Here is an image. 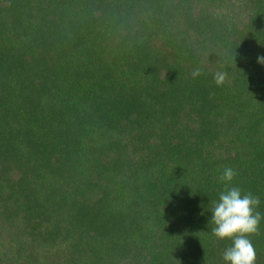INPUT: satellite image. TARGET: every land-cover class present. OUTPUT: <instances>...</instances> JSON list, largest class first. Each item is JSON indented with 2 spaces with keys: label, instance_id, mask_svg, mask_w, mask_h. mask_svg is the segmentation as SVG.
Returning a JSON list of instances; mask_svg holds the SVG:
<instances>
[{
  "label": "trees",
  "instance_id": "obj_1",
  "mask_svg": "<svg viewBox=\"0 0 264 264\" xmlns=\"http://www.w3.org/2000/svg\"><path fill=\"white\" fill-rule=\"evenodd\" d=\"M259 56L264 0H0V264H230L219 193L264 217Z\"/></svg>",
  "mask_w": 264,
  "mask_h": 264
},
{
  "label": "clouds",
  "instance_id": "obj_2",
  "mask_svg": "<svg viewBox=\"0 0 264 264\" xmlns=\"http://www.w3.org/2000/svg\"><path fill=\"white\" fill-rule=\"evenodd\" d=\"M258 62L264 64V56L258 57ZM192 77L202 75V69L197 67L191 73ZM227 78V72L217 70L214 82L222 85ZM237 175L231 167H226L220 176L221 181L231 182ZM260 199L252 193H242L239 187H228L219 193V199L213 204L210 221L215 226L212 233L220 239H231V246L223 253V259L230 264H255L257 253L251 235L258 234L260 222L264 217L258 206Z\"/></svg>",
  "mask_w": 264,
  "mask_h": 264
}]
</instances>
